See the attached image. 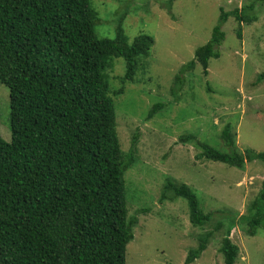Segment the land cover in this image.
Listing matches in <instances>:
<instances>
[{"label": "trees", "instance_id": "16d2710c", "mask_svg": "<svg viewBox=\"0 0 264 264\" xmlns=\"http://www.w3.org/2000/svg\"><path fill=\"white\" fill-rule=\"evenodd\" d=\"M154 1L167 4L176 19L174 0H139L137 6L149 12ZM262 2L251 0L231 10L220 6L210 38L177 69L175 94L197 64L209 73L210 59L221 55L229 17L238 22L234 31L242 42V25L258 20ZM116 9L110 11L117 16L113 35L102 36L97 32L100 11L92 0H0V82L9 88L11 134L9 140L0 134V264H127L137 213L147 209L128 214L124 176L138 159V132L130 150H123L116 99L128 82L137 83L154 36L140 33L130 40L124 28L127 11ZM117 64L124 71L117 76L120 87L114 88L111 72ZM263 79L264 72L257 82ZM162 107L163 102L154 103L148 117ZM220 136L226 150L199 140L197 157L238 168L264 163V151L237 149L231 123ZM193 137L184 134L180 141ZM177 197L186 199L193 226L203 227L215 216L204 210L192 186L168 178L161 199ZM234 224L249 235L264 228V178L247 212L238 219L219 216L213 229L199 235L185 263L200 257L225 226L220 250L225 264H235L240 248L230 237Z\"/></svg>", "mask_w": 264, "mask_h": 264}, {"label": "rangeland", "instance_id": "374dc122", "mask_svg": "<svg viewBox=\"0 0 264 264\" xmlns=\"http://www.w3.org/2000/svg\"><path fill=\"white\" fill-rule=\"evenodd\" d=\"M249 1L174 0L176 19H171L165 3L154 1L147 12L137 6L139 0H92L102 20L98 34L113 35L117 16L111 17L110 11L119 8L127 11L124 28L130 40L140 33L154 36L147 64L136 73L137 83L128 82L125 92L116 99L123 150H130L132 137L138 132V159L124 176L128 214L147 209L137 213L139 222L127 245V264H186L189 250L199 244V235L213 229L219 216L238 219L245 214L261 187L263 162H246L244 168H238L199 159L201 147L197 142L204 140L226 150L220 134L225 124L231 123L238 150L264 151V79L257 82L264 72V2L257 7L258 20L243 23L242 42L234 31L238 22L230 16L223 25L226 37L219 47L221 55L210 59L209 73L204 74L197 64L185 73L178 94L171 90L177 69L210 38L220 6L231 10ZM121 70L117 64L111 72L114 88L121 85L117 78L123 74ZM160 101L164 107L149 118L151 106ZM9 121V88L0 82V134L8 140ZM184 134L194 137L182 142L180 136ZM168 178L196 190L204 210L215 212L208 224L192 225L183 197L161 199ZM224 230L225 226L215 233L200 257L190 264H225L220 250ZM230 237L240 248L235 264H264L263 227L249 235L234 224Z\"/></svg>", "mask_w": 264, "mask_h": 264}]
</instances>
